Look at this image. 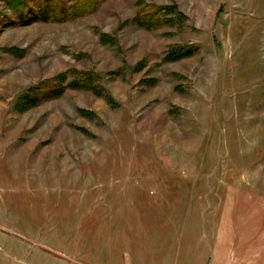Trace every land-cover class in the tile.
<instances>
[{
  "label": "rangeland",
  "instance_id": "rangeland-1",
  "mask_svg": "<svg viewBox=\"0 0 264 264\" xmlns=\"http://www.w3.org/2000/svg\"><path fill=\"white\" fill-rule=\"evenodd\" d=\"M21 1L0 0V264H264V0Z\"/></svg>",
  "mask_w": 264,
  "mask_h": 264
},
{
  "label": "trees",
  "instance_id": "trees-1",
  "mask_svg": "<svg viewBox=\"0 0 264 264\" xmlns=\"http://www.w3.org/2000/svg\"><path fill=\"white\" fill-rule=\"evenodd\" d=\"M11 1L12 0H9V2ZM43 1L44 2L42 3L41 8H40V18L49 19V20L62 19V18L64 19V18L84 14L90 11L91 9H93V7L95 6L94 4L96 2V0L95 1L94 0H90V1L89 0H75V4L71 7V10L65 11L63 9V6L60 0H43ZM19 4L20 6H22L24 3L20 0ZM12 7L13 8L16 7V10L20 8L18 6H12ZM21 14H22V10H21Z\"/></svg>",
  "mask_w": 264,
  "mask_h": 264
},
{
  "label": "bare ground",
  "instance_id": "bare-ground-1",
  "mask_svg": "<svg viewBox=\"0 0 264 264\" xmlns=\"http://www.w3.org/2000/svg\"><path fill=\"white\" fill-rule=\"evenodd\" d=\"M90 1V0H89ZM95 1V0H94ZM90 4V3H89ZM90 6V5H89ZM85 8V7H84ZM80 11H82V10H80ZM82 13V12H81Z\"/></svg>",
  "mask_w": 264,
  "mask_h": 264
}]
</instances>
